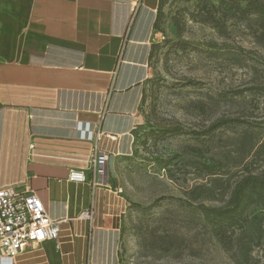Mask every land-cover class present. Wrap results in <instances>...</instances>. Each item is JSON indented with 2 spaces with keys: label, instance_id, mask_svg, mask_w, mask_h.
<instances>
[{
  "label": "crops",
  "instance_id": "obj_1",
  "mask_svg": "<svg viewBox=\"0 0 264 264\" xmlns=\"http://www.w3.org/2000/svg\"><path fill=\"white\" fill-rule=\"evenodd\" d=\"M159 0H0V187L28 182L49 217L67 218L14 264H120L115 187H93V136L115 162L132 151L153 76ZM83 169L86 181L68 178ZM91 211V217L82 213Z\"/></svg>",
  "mask_w": 264,
  "mask_h": 264
},
{
  "label": "rangeland",
  "instance_id": "obj_2",
  "mask_svg": "<svg viewBox=\"0 0 264 264\" xmlns=\"http://www.w3.org/2000/svg\"><path fill=\"white\" fill-rule=\"evenodd\" d=\"M219 1L159 0L153 76L144 86L132 151L119 156L108 180L123 210L120 264H264V204L252 209L256 218L225 251L203 218L201 201L186 195L209 183L204 163L226 172L231 186L246 174L243 166L264 172L260 19L238 20ZM220 116L248 123L206 132Z\"/></svg>",
  "mask_w": 264,
  "mask_h": 264
},
{
  "label": "trees",
  "instance_id": "obj_3",
  "mask_svg": "<svg viewBox=\"0 0 264 264\" xmlns=\"http://www.w3.org/2000/svg\"><path fill=\"white\" fill-rule=\"evenodd\" d=\"M219 5H228L232 16L238 20L250 14L257 15L260 19L259 38L264 40V0H220ZM211 24L222 33V27L215 17H211ZM240 92L236 91L235 94ZM247 123L248 121L240 116H220L208 125L206 132ZM236 162L241 164V160ZM203 166L205 175L211 176L209 183L194 185L186 191V195L190 201H201L199 208L212 235L223 250L229 251L235 245L238 231L243 230L251 219L256 218V215H252V209L264 204V172L254 174L243 166L246 174L231 186L229 178L222 176L226 172L215 171L206 163ZM204 200L222 203L208 205L202 203Z\"/></svg>",
  "mask_w": 264,
  "mask_h": 264
},
{
  "label": "built area",
  "instance_id": "obj_4",
  "mask_svg": "<svg viewBox=\"0 0 264 264\" xmlns=\"http://www.w3.org/2000/svg\"><path fill=\"white\" fill-rule=\"evenodd\" d=\"M102 133L96 132L87 160L89 181L93 187L107 186L108 151L98 146ZM68 178L86 181L83 169H71ZM91 217V211L82 213ZM67 218L49 217L44 205L28 182L21 186L0 187V264H14L21 253L39 249L43 242L52 240L59 245L61 225Z\"/></svg>",
  "mask_w": 264,
  "mask_h": 264
}]
</instances>
